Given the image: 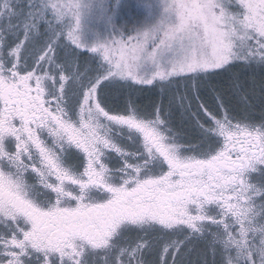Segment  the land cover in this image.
I'll list each match as a JSON object with an SVG mask.
<instances>
[{
	"label": "snow or ice",
	"instance_id": "obj_1",
	"mask_svg": "<svg viewBox=\"0 0 264 264\" xmlns=\"http://www.w3.org/2000/svg\"><path fill=\"white\" fill-rule=\"evenodd\" d=\"M0 264H264V0H0Z\"/></svg>",
	"mask_w": 264,
	"mask_h": 264
}]
</instances>
